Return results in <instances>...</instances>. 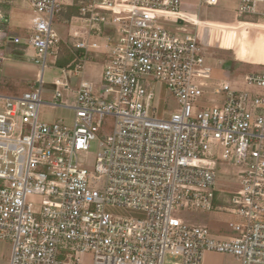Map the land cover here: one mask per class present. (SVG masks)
Instances as JSON below:
<instances>
[{
    "label": "built area",
    "instance_id": "1",
    "mask_svg": "<svg viewBox=\"0 0 264 264\" xmlns=\"http://www.w3.org/2000/svg\"><path fill=\"white\" fill-rule=\"evenodd\" d=\"M184 2L0 0V45H23L40 66L31 89L0 93V239L12 244L9 264H80L83 253L93 264H202L207 251L264 264V67L244 76L251 93L226 79L210 90L205 80L215 76L196 29L216 27L196 21ZM17 5L27 13L21 23L10 19ZM66 5L78 7L73 19L86 24L87 37L104 39L74 34L78 61L67 72H81L92 51L103 54V90L112 92L104 98L81 82L71 125L38 115L42 103L67 107L61 78L48 98L42 92L46 58L60 44L53 18ZM235 13L233 36L264 32V0H238ZM163 88L178 111L160 112ZM106 116L114 120L108 134ZM225 161L241 179L234 191L216 187ZM186 207L234 215L231 234L172 216Z\"/></svg>",
    "mask_w": 264,
    "mask_h": 264
},
{
    "label": "rangeland",
    "instance_id": "2",
    "mask_svg": "<svg viewBox=\"0 0 264 264\" xmlns=\"http://www.w3.org/2000/svg\"><path fill=\"white\" fill-rule=\"evenodd\" d=\"M197 2L198 0H194ZM238 0H218L216 5H207L202 3L189 7H184L183 10L188 11L191 15L197 16V21L203 20L205 23L214 25L216 28H197L196 36L198 43L205 50V64L208 65L214 73L215 78L205 80L210 90L217 86L220 79H226L231 88L236 90L248 91L249 93L256 90L252 85H248L244 81V76L258 72L264 67V32L254 29H242V33H230L229 29L236 21V8ZM27 18L26 11L20 5L14 6L10 12V19L15 23L24 22ZM57 15L54 16V23L59 22ZM62 21V18H59ZM74 25L86 26L80 20H72ZM166 28L178 34L177 24L163 21ZM243 25V24H241ZM186 30L193 31L190 25H183ZM53 28L54 24H53ZM56 30V29H55ZM14 31V29L10 30ZM57 32V30H56ZM22 33V32H21ZM58 34V33H57ZM59 36V35H58ZM117 37V34H116ZM97 42H103V37H97ZM3 47H0V93L12 95L20 94L25 90L31 89V85L35 82L37 73L40 71V66L36 65L32 59V52L23 47H16L14 44L2 41ZM70 41L64 42L69 43ZM0 45V46H1ZM60 46V45H59ZM22 48V47H21ZM27 51L26 55H23ZM233 62V65L228 72L222 66L226 63ZM238 65H236L237 63ZM228 72V73H227ZM44 84L42 85V92L45 98H48L49 92L54 91L52 86V79L61 78L66 80L73 88L77 85L80 79V73L73 74L61 70L55 65V59L52 55L46 58V68L43 72ZM159 84L155 83L154 92H157ZM104 83L102 79L98 80L96 88L93 87L94 92L101 97L111 98L112 92L103 90ZM222 93L215 94V97H220ZM70 97L66 100L70 106L75 102V94L71 92ZM161 96L164 97L165 102L161 105L160 112L165 115L168 112L179 110V105L171 96L167 89L162 90ZM63 98V97H62ZM204 101H207L204 98ZM211 102H209L210 104ZM39 119L46 123H52L57 120H62L64 123L71 125L74 119V111L68 108L42 103L38 110ZM106 130L102 131L108 134L112 131L113 117L106 116L104 118ZM99 138V136H98ZM97 138V140H98ZM97 140L91 142L90 151L92 153L98 150ZM236 167L231 161L221 162L216 171V187L220 191H234L239 187L240 178L236 173ZM31 198H29L30 200ZM33 199V198H32ZM172 216L177 217L183 223L190 226H204L210 232L218 233L222 228L228 227L230 215L222 210H201L194 208H183L172 211ZM218 235V234H217ZM12 251V244L8 239H0V264H9ZM170 258L167 256V260ZM80 264H93L92 254L83 253L80 255Z\"/></svg>",
    "mask_w": 264,
    "mask_h": 264
},
{
    "label": "crops",
    "instance_id": "3",
    "mask_svg": "<svg viewBox=\"0 0 264 264\" xmlns=\"http://www.w3.org/2000/svg\"><path fill=\"white\" fill-rule=\"evenodd\" d=\"M184 1L185 2L182 4V9H184V7L192 6L193 4L195 5L198 2V1L195 2L194 0H184ZM69 6L70 5L64 6L62 10L57 14V17L62 18V21L59 18H57L59 22L53 23L59 35L60 43L61 42L64 43L68 40L71 42V44H73V42L78 39L77 37H75L74 34H78L82 38H87L89 41H96L95 39L97 37H87V32H86L87 29L85 25L84 26L74 25V21H72L74 20L73 19L74 16H71V17L68 16ZM194 19L197 21L198 19L197 16H194ZM105 30L108 32L109 28L105 27ZM15 46L20 47V49L22 50L24 47L23 45H15ZM73 50L77 53V55L79 54V51L75 50L74 48ZM27 51L23 55H26ZM90 54H91V59L85 63L84 69L81 72H78L80 73V79H79L78 84L74 85L73 88H70L68 84V88H69L68 90L61 89L62 97L65 101L68 100V98L70 97L69 94L71 92L75 94L81 82H87L88 84L92 86V88L93 87L96 88L98 80L102 79V68H103V62H104V55L98 52H94V51H92ZM60 69L63 71L64 70L67 71V69H63V68H60ZM73 74L75 75L77 73H73ZM64 81L67 82L66 80ZM50 93L51 92H49V96H50ZM66 105L67 107L65 108L73 110L72 106L74 105V102H72L70 106L66 102ZM229 215H230L229 221L236 219L234 215L230 213ZM214 234H218V235H228L229 234L230 235L231 231L230 229H228V227L223 228V229L221 228L218 233L214 232ZM202 264H236V261L234 257L230 254L207 251L203 255Z\"/></svg>",
    "mask_w": 264,
    "mask_h": 264
},
{
    "label": "trees",
    "instance_id": "4",
    "mask_svg": "<svg viewBox=\"0 0 264 264\" xmlns=\"http://www.w3.org/2000/svg\"><path fill=\"white\" fill-rule=\"evenodd\" d=\"M68 16H75L78 13L77 6L68 7ZM58 47V52L55 58V65L63 69H71L74 67V64L78 61L77 53L73 50L71 42L60 43Z\"/></svg>",
    "mask_w": 264,
    "mask_h": 264
},
{
    "label": "water",
    "instance_id": "5",
    "mask_svg": "<svg viewBox=\"0 0 264 264\" xmlns=\"http://www.w3.org/2000/svg\"><path fill=\"white\" fill-rule=\"evenodd\" d=\"M3 47V46H2ZM237 63V62H236ZM239 63H237L236 65H238ZM232 66H234L233 65V62H231V63H229V64H224L223 66H222V68L224 69V70H228V72L231 70L230 68L232 67ZM227 72V73H228Z\"/></svg>",
    "mask_w": 264,
    "mask_h": 264
}]
</instances>
